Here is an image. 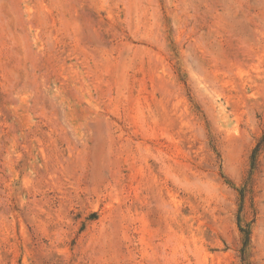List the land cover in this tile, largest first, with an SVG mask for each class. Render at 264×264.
<instances>
[{"label":"rangeland","instance_id":"374dc122","mask_svg":"<svg viewBox=\"0 0 264 264\" xmlns=\"http://www.w3.org/2000/svg\"><path fill=\"white\" fill-rule=\"evenodd\" d=\"M262 136L264 0H0V264H264Z\"/></svg>","mask_w":264,"mask_h":264},{"label":"trees","instance_id":"16d2710c","mask_svg":"<svg viewBox=\"0 0 264 264\" xmlns=\"http://www.w3.org/2000/svg\"><path fill=\"white\" fill-rule=\"evenodd\" d=\"M263 143H264V136L261 137L257 146L253 149L252 157H251L252 162L255 161L256 154H257L258 150L260 149V147L262 146ZM239 230L243 234V246L245 248V246L247 245L248 239H249V232H248V230L243 229V228H239Z\"/></svg>","mask_w":264,"mask_h":264}]
</instances>
